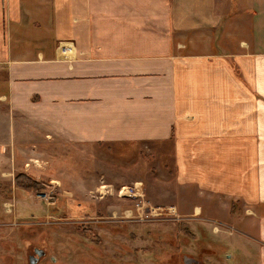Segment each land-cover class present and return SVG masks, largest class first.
<instances>
[{
  "label": "crops",
  "instance_id": "0c3cea01",
  "mask_svg": "<svg viewBox=\"0 0 264 264\" xmlns=\"http://www.w3.org/2000/svg\"><path fill=\"white\" fill-rule=\"evenodd\" d=\"M230 7L0 0V99L19 132L9 157L30 138L40 150L167 147L177 189L240 202L242 231L224 221L212 232L264 264V0Z\"/></svg>",
  "mask_w": 264,
  "mask_h": 264
},
{
  "label": "rangeland",
  "instance_id": "374dc122",
  "mask_svg": "<svg viewBox=\"0 0 264 264\" xmlns=\"http://www.w3.org/2000/svg\"><path fill=\"white\" fill-rule=\"evenodd\" d=\"M228 2L241 15L252 0ZM1 101L0 264H28L30 248L45 252L36 264H244L238 248L212 232L224 221L242 231L240 202L177 189L169 148L162 154L142 145L40 150L37 138H30L25 155L18 143L11 159L18 126ZM20 173L42 188H16ZM48 196L50 205L44 204ZM193 200L210 209L194 215Z\"/></svg>",
  "mask_w": 264,
  "mask_h": 264
},
{
  "label": "trees",
  "instance_id": "16d2710c",
  "mask_svg": "<svg viewBox=\"0 0 264 264\" xmlns=\"http://www.w3.org/2000/svg\"><path fill=\"white\" fill-rule=\"evenodd\" d=\"M14 184L16 188L24 191L38 190L42 188V185L28 178L25 174H17L14 179Z\"/></svg>",
  "mask_w": 264,
  "mask_h": 264
},
{
  "label": "water",
  "instance_id": "95a60500",
  "mask_svg": "<svg viewBox=\"0 0 264 264\" xmlns=\"http://www.w3.org/2000/svg\"><path fill=\"white\" fill-rule=\"evenodd\" d=\"M34 252L36 254V257L34 255H29L27 257V263L28 264H36L40 260V258L45 256V252L42 249L36 248ZM187 260H190L192 264H198V262L195 260H191V259H187ZM183 262H184V264L187 263L186 261H183Z\"/></svg>",
  "mask_w": 264,
  "mask_h": 264
},
{
  "label": "built area",
  "instance_id": "2783aa9c",
  "mask_svg": "<svg viewBox=\"0 0 264 264\" xmlns=\"http://www.w3.org/2000/svg\"><path fill=\"white\" fill-rule=\"evenodd\" d=\"M45 194V193H44ZM43 194V195H44ZM130 196H131V194H129ZM43 197H45V195L43 196ZM49 197V196H48ZM43 201V200H42ZM44 202V201H43ZM47 203H45L44 202V204H48V205H50L51 204V199H50V197L48 198V201H46ZM140 210V212L143 210V208L141 207V206H137V212ZM152 210H154V209H152ZM131 215V213L129 214V216Z\"/></svg>",
  "mask_w": 264,
  "mask_h": 264
},
{
  "label": "flooded vegetation",
  "instance_id": "af4514ba",
  "mask_svg": "<svg viewBox=\"0 0 264 264\" xmlns=\"http://www.w3.org/2000/svg\"><path fill=\"white\" fill-rule=\"evenodd\" d=\"M35 249H36V248H30V249H29V254H28V256H29V255H34V256L36 257V254H35V252H34Z\"/></svg>",
  "mask_w": 264,
  "mask_h": 264
},
{
  "label": "bare ground",
  "instance_id": "6f19581e",
  "mask_svg": "<svg viewBox=\"0 0 264 264\" xmlns=\"http://www.w3.org/2000/svg\"><path fill=\"white\" fill-rule=\"evenodd\" d=\"M68 47H69V45H68ZM61 54H62V52L60 51V56L63 57Z\"/></svg>",
  "mask_w": 264,
  "mask_h": 264
}]
</instances>
